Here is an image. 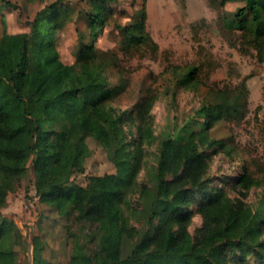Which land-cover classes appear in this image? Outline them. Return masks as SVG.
Returning a JSON list of instances; mask_svg holds the SVG:
<instances>
[{"label":"rangeland","instance_id":"374dc122","mask_svg":"<svg viewBox=\"0 0 264 264\" xmlns=\"http://www.w3.org/2000/svg\"><path fill=\"white\" fill-rule=\"evenodd\" d=\"M52 4L59 12L54 47L66 65L76 63L78 35L88 33V12L96 4L106 5L104 23L91 41L92 63L100 66L103 88L112 95L74 127L66 154L74 182L85 186L90 175L114 171L97 136L111 130L121 116L125 147L139 162L125 197L126 224L138 226L139 190L147 193L153 183L162 138L171 126L186 123L193 130L204 127L220 141L203 151L206 164L200 179L210 193L202 198L188 192V235L198 238L199 246H209L203 236L215 230L204 231L203 225L221 216L228 201L251 217L264 214V32L254 36L236 22L250 18L236 15L242 0H0V37L4 31L27 32L35 14ZM189 67H194L192 77L180 83ZM42 77L39 72L24 87L28 107L37 100ZM234 94L241 105L239 116L218 111L204 120L195 114L202 104L218 105L221 97ZM31 160L27 154L24 173L9 180L0 203V214L14 221L17 232L0 242V264H33L36 254L53 264H69L76 240L97 251V264H108L107 249L96 244L95 223L77 217L68 202L39 200ZM261 226V234L252 238L255 252L243 257L236 248L226 255V264H264V220Z\"/></svg>","mask_w":264,"mask_h":264},{"label":"trees","instance_id":"16d2710c","mask_svg":"<svg viewBox=\"0 0 264 264\" xmlns=\"http://www.w3.org/2000/svg\"><path fill=\"white\" fill-rule=\"evenodd\" d=\"M242 1L244 4L236 15L248 14L250 18L242 17L236 22L247 26L254 36L263 34L264 0ZM105 7L96 4L88 12V33L78 35L76 63L72 65L63 64L54 47L59 16L55 4L40 9L29 22L27 32L4 31L1 35L0 203L10 188L9 180L24 173L25 156L32 154L39 200L50 205L68 202L77 217L95 223L96 244L107 249L108 264H226V255L236 248L243 257L252 254L255 252L252 238L262 232L264 214L251 217L250 212L240 211L230 201L220 214L222 217L203 225L204 231L215 230L203 236L210 240L209 246H199L200 240L187 233L188 192H197L202 198L210 193L208 185L200 179L206 164L203 151L220 143L204 127L193 130L182 123L166 130L158 150L153 183L147 193L139 190L142 207L138 210L140 219L136 227L126 224L129 202L125 197L135 183L139 162L136 153L125 147L121 116L116 117L111 130L97 136L114 171L90 175L85 186L71 179L72 167L66 154L74 140V127L89 110L112 95L111 89L103 88L100 66L92 63L91 41L96 27L104 23ZM39 72L43 77L36 87L37 100L28 107L24 87L36 80ZM193 73L194 67H189L179 82H187ZM240 106L237 94L227 95L220 98L218 105L202 104L195 114L204 120L218 111L222 116H239ZM186 183L190 184L188 188L184 187ZM238 229L240 232L233 236ZM15 234L14 221L0 214V242L9 241L8 236ZM255 243L263 245L259 240ZM97 259V251L74 241L69 264H97ZM33 264L53 263L36 254Z\"/></svg>","mask_w":264,"mask_h":264}]
</instances>
